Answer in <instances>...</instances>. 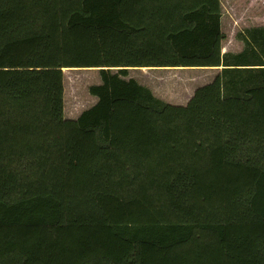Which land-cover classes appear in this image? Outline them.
<instances>
[{"label":"trees","instance_id":"trees-1","mask_svg":"<svg viewBox=\"0 0 264 264\" xmlns=\"http://www.w3.org/2000/svg\"><path fill=\"white\" fill-rule=\"evenodd\" d=\"M220 0H0V264H264V26ZM214 67L185 106L129 77ZM96 103L64 118L63 69Z\"/></svg>","mask_w":264,"mask_h":264},{"label":"rangeland","instance_id":"rangeland-1","mask_svg":"<svg viewBox=\"0 0 264 264\" xmlns=\"http://www.w3.org/2000/svg\"><path fill=\"white\" fill-rule=\"evenodd\" d=\"M220 6L224 35L221 52H238L243 47L238 35L249 28L264 26V0H220ZM218 71L214 67H143L130 70L129 77L148 87L159 99L185 106L194 91L210 83ZM62 72L64 118L76 119L96 103L97 98L88 90L89 86L100 84V77L93 68H64Z\"/></svg>","mask_w":264,"mask_h":264}]
</instances>
